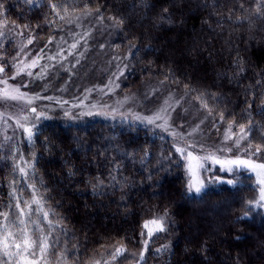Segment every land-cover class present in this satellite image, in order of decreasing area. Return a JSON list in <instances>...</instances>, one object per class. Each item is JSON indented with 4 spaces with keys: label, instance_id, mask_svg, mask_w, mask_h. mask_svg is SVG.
Listing matches in <instances>:
<instances>
[{
    "label": "trees",
    "instance_id": "1",
    "mask_svg": "<svg viewBox=\"0 0 264 264\" xmlns=\"http://www.w3.org/2000/svg\"><path fill=\"white\" fill-rule=\"evenodd\" d=\"M83 12L113 22L120 29L117 44L136 47L122 90L163 80L225 125L240 129L251 121L248 145L252 151L264 145V0H44L36 7L0 0V21L40 41L52 37L67 17ZM8 64L9 59L2 67ZM84 122H46L16 148L0 135L1 240L8 233L13 242L36 234L32 222L18 228L14 221L25 201L40 196L77 241L81 264L112 248L124 255L117 260L129 252L148 255L144 241L153 242L143 225L160 218L173 223L171 250L160 264H264V208L254 205L248 211L253 169L232 165L233 172L220 173L208 193L219 200L225 187L231 200L229 208L211 213L188 194L184 156L169 137ZM252 159L264 163V151ZM98 180H111V186L94 190ZM39 204L35 209L43 208ZM257 209L260 220L253 217Z\"/></svg>",
    "mask_w": 264,
    "mask_h": 264
},
{
    "label": "rangeland",
    "instance_id": "2",
    "mask_svg": "<svg viewBox=\"0 0 264 264\" xmlns=\"http://www.w3.org/2000/svg\"><path fill=\"white\" fill-rule=\"evenodd\" d=\"M23 1L30 7H36L44 0ZM119 31L116 24L103 21L94 12H83L67 17L58 26L56 33L43 41L37 40L29 33H21L15 26L5 25L0 21V66L9 59V64L3 72H0V81H6L0 83V135L13 147L22 146L28 134L17 124L18 120L31 129L44 127L46 125L44 123L51 121L73 125L84 120L85 125L98 122L153 130L164 137H169L175 148L176 146L186 148L183 156L187 187L194 179L193 173L196 180L206 185L201 194L190 192L188 187V194L191 197H199L207 211L211 213L221 208H229L226 202L231 200L229 199L231 193L226 195L225 187L219 200L212 197L208 189L220 178V173H223V176L230 171L233 172V166L225 163L222 168L220 163L203 158L213 153L215 158L221 161L249 159L243 150L234 147L232 151L227 150L233 145L236 135L240 134V129L232 127L229 133V125L198 109L184 94L172 90L163 80L144 81L138 90H122L123 83L131 70L130 60L136 47L117 44ZM29 40H32V43L29 44ZM74 43L77 47L73 49L71 45ZM69 52L72 54L69 55ZM10 56L12 58H8ZM50 56L55 59L50 60L48 58ZM35 59H38V64L31 67ZM19 69L23 70L18 74ZM29 72L33 75L29 76ZM13 88H19L20 92L27 94L26 97L19 101L3 99L4 93H11ZM37 94L39 99L36 98ZM169 98L170 117H165L169 120V127H157L163 125V120L148 124L146 120L137 119V117L153 116ZM29 100L31 103L28 102ZM177 100L179 104H176ZM64 101L68 103H63ZM32 108L36 109L35 113L31 111ZM89 112L92 114L89 115ZM24 117L27 119H23ZM226 134L232 135V139L226 140ZM241 143L247 147L248 140ZM188 145L195 146L188 147ZM220 148L225 150L217 151ZM189 151L195 159L187 156ZM19 160L18 165L21 164ZM111 168L116 173L119 171V164L114 163ZM257 171H254L250 183L255 186L250 201L258 202L264 185L259 184L261 177H258ZM107 185L111 186V180L108 183L99 181L94 190L104 189ZM211 189L215 190V186ZM38 198L40 200L37 196L33 197L31 204L24 200L25 203L20 209L24 214L19 213L14 221L18 228L24 227L27 222H32V228L34 226L32 230H35L36 234L29 239L31 236L29 233L15 242L9 233L8 238L0 239V264H14L16 261L19 264H81L75 252L77 241L64 229L63 218L46 199L41 200L40 196ZM38 203L43 204V208L35 209L34 204ZM261 209L253 213V217L258 220ZM45 212L48 213L47 218L44 216ZM1 220L5 218L2 217ZM163 225L164 231L154 232L151 238L153 244L147 246L150 251L148 255L144 253L143 260L140 258L141 252H129L123 259L117 260L114 257L124 255L121 252L117 254L114 252L115 248H112L109 251L103 250L82 264H160L163 255L169 254L172 246L170 232L173 226L172 220L164 218ZM155 227L156 225L150 223L148 229ZM148 229L144 230L147 237ZM45 237L51 242L45 253H41L38 247L27 252L23 251L25 240L44 242ZM16 244H20L19 250ZM165 245L168 246L167 249H163ZM158 248L162 251L157 252Z\"/></svg>",
    "mask_w": 264,
    "mask_h": 264
},
{
    "label": "snow or ice",
    "instance_id": "3",
    "mask_svg": "<svg viewBox=\"0 0 264 264\" xmlns=\"http://www.w3.org/2000/svg\"><path fill=\"white\" fill-rule=\"evenodd\" d=\"M52 7H53V10H55L57 5H52ZM166 11H167V9H165V12ZM61 19H63V17H61ZM118 22L122 24L123 23V19H120ZM28 43L29 44L32 43V40H29ZM49 43H51V40L49 41ZM77 43H79V42L77 41ZM71 47L74 49V48L77 47V44L74 43V44L71 45ZM61 51H63V49H61ZM71 54L72 53L69 52V55H71ZM48 58L50 60L51 59H55V57H52V56H50ZM77 63H79V60H77ZM37 64H38V59H35V60H33L31 67H35ZM73 67H75V65H73ZM22 70L23 69H19L18 70V74H19V71H22ZM3 71H4V68L2 66H0V72H3ZM240 71L243 72L244 69L241 68ZM121 74H123V73L121 72ZM28 75L32 76L33 73L29 72ZM0 83H6V81H0ZM257 84H260L259 80L257 81ZM23 86L27 87V85H23ZM116 86L119 87V85H116ZM89 91H91V90H89ZM26 95H27L26 93L20 92L19 88H13L11 93H9V92H5L4 93L3 99L12 100V101H19V100L24 99L26 97ZM36 98L37 99L40 98L39 94H37ZM47 98L48 99H53L52 97H47ZM28 102L31 103V100H29ZM63 103H68V102L64 101ZM176 104H179L178 100L176 101ZM206 106H207V104H205V107ZM93 107H95V105H93ZM170 107H171V104H170V98H169V99H166L164 101V106H162L159 109L158 112L154 113L153 116L137 117V119L146 120V122L148 124H154L158 120H163L164 121L163 125H157V127L167 128V127H169V120L167 118H165V117H170V113H169V108ZM251 107H252V104H249L248 108H251ZM262 110H264V107H262ZM31 111L35 113L36 109L32 108ZM65 114L67 115V113H65ZM88 114L91 115L92 113L89 112ZM23 119L26 120L27 117H24ZM221 119H223V115H221ZM17 124L20 127L23 128L24 132H26L28 134V139L31 140V138L33 136L32 129L29 128V127H25L23 124H21L19 122V120L17 121ZM252 127H253V124H252L251 121H249V124H248L247 127L245 125L241 124L240 125V134L236 135L235 139L233 140V145L227 148L228 151H232L233 147L236 148L237 150H243L245 152V154H247L249 156V159L245 160V159L237 158L235 160L221 161V160L215 158L213 153H209L203 159H212L215 163H220L222 168H223L224 164L226 163L228 165L237 166V169H239L241 166H243L245 168H251L254 171L258 170L257 171V175H258V177H261V179L258 182H259V184L264 185V163H255V162H253V159H252L253 157L258 156L259 154H261L262 151H264V145H257L255 150L252 151L250 144L247 147H244L242 145V143H241L242 141H247L248 140L249 133H250ZM231 129H232V124L229 125V130H228L229 133H231ZM194 131H195V129H194ZM225 139L226 140L232 139V135L226 134ZM194 146L195 145H188V147H194ZM224 150H225L224 148L217 149V151H224ZM185 151H186V148L176 146V152L181 153V155H183L185 153ZM187 156L190 159H195V157H193L192 152H190V151L187 152ZM199 166L202 167V165H199ZM190 171H191V166H190ZM21 173L26 175V173H24V169L23 168H21ZM74 174H75L74 172H71V171L69 172V175H74ZM193 177H194V179L192 181H190L189 186H188L189 187V191L190 192L194 191L196 194H201L203 192L204 188L206 187V185L204 183L196 180L194 173H193ZM228 183L232 184V183H234V181L230 180V181H228ZM95 187L96 186L94 185V188ZM248 203H249L248 211H251V208L254 205L257 206V207H264V187L261 188L260 200L258 202L257 201H249ZM17 207H19V204L17 205ZM23 214L24 213L21 212V215H23ZM4 215H5V218L7 219L8 215L6 213ZM245 215L247 216V212L245 213ZM44 216H45V218H47L48 213L45 212ZM161 221H162V218L153 219L151 221H146L145 222V224L143 225V227L145 229H148V226H149L150 223L153 224V225H156L155 229H148L147 235H148L149 239L152 238L154 232H160V231H164L165 230L164 225H163V223ZM21 223H23V221H21ZM148 243H149V240H145L144 241L145 250H147ZM50 244H51V242L47 241L46 237L44 238V242H40L39 240H32L31 242H29V240H25L24 241V249H23V251L27 252L29 249H34V248L38 247L41 253H45L47 251V249L50 247ZM167 247L168 246L165 245V246H163V249H167ZM16 248L19 249L20 248V244H16ZM156 251L160 252V251H162V249L158 248ZM5 254L8 255V253H5ZM117 254H119V249H117ZM33 255H35V251H33ZM140 258H141V260H143V258H144V253L143 252H141Z\"/></svg>",
    "mask_w": 264,
    "mask_h": 264
}]
</instances>
